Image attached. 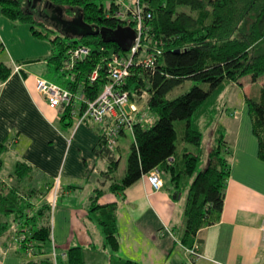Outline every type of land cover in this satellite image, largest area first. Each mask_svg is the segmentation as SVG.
Returning <instances> with one entry per match:
<instances>
[{
	"label": "trees",
	"instance_id": "obj_1",
	"mask_svg": "<svg viewBox=\"0 0 264 264\" xmlns=\"http://www.w3.org/2000/svg\"><path fill=\"white\" fill-rule=\"evenodd\" d=\"M51 6L61 7L62 15L72 18L81 15L91 25L92 32L70 36L65 29L45 25L48 21L38 17L31 9L33 0H0V11L9 18L29 24L31 32L38 37H47L51 42V53L47 56L53 71L61 78L77 99L74 110L65 106L64 115L78 119L85 109L86 98H94L101 91L108 79L106 61L113 52L128 56L115 41L105 40L95 29L115 28L117 25H133L135 19L130 15L119 17L115 10L121 6L120 0H108V4L96 0H47ZM142 8L143 31L138 51L133 54L129 73L123 88L128 90L131 100L144 98L147 106L156 113L150 123L137 121L133 125V142L127 154L126 166L120 180L121 187L141 177L155 166L169 170L172 180L178 184L182 174H192L196 168L199 153L187 149L183 151L181 167L175 169L174 154L178 130L176 119H183L181 138L200 144L201 131L195 123L201 106L213 92L220 90L227 79L240 83L242 74H249L256 80L262 77L257 98L245 96L251 129L257 139L258 155L264 159V0H139ZM129 2V1H128ZM123 4V3H122ZM76 14V15H75ZM43 24L52 32L36 27ZM57 24V23H55ZM58 25V24H57ZM85 44L88 52L70 68L64 64L68 60L71 48ZM159 50V51H158ZM154 53L153 62L145 65L139 59ZM97 68V76L91 78ZM9 67L0 63V75L6 77ZM206 81L208 88L194 83L189 89L174 97L167 93L183 79ZM71 99V101H73ZM211 119V115L209 116ZM125 128L120 127L119 134ZM132 131V130H131ZM218 143L208 150L205 166L193 176L186 196L184 207L185 228L182 236L184 244L191 246L194 236L208 224L220 220L223 209L226 180L229 175L227 148H223V132L218 129ZM102 149L110 164L105 174L115 169L118 152L102 140ZM118 141V139H117ZM6 143L0 140L1 153ZM170 157H174L170 160ZM169 166H165L166 164ZM28 172L22 161L15 166L19 177ZM113 189L118 187L114 184ZM15 189L0 181V213L9 214L17 210L23 215L15 228V239L24 250L31 249L33 256L44 253L39 258H29L28 264H55L51 251H45V242L51 240V224L47 216L40 224V207L36 211L33 202L26 201V195H16ZM26 198H25V197ZM97 195L92 197L94 202ZM24 200V203L22 204ZM42 209L51 206L44 201ZM98 221L102 225L105 238L116 245L115 204L95 203L93 208H100ZM39 215V216H38ZM39 220V221H38ZM2 223L0 234L6 229ZM45 249V250H44ZM46 252V253H45ZM72 264H84L80 248L72 246L67 251ZM111 264H139L133 258H124Z\"/></svg>",
	"mask_w": 264,
	"mask_h": 264
},
{
	"label": "crops",
	"instance_id": "obj_2",
	"mask_svg": "<svg viewBox=\"0 0 264 264\" xmlns=\"http://www.w3.org/2000/svg\"><path fill=\"white\" fill-rule=\"evenodd\" d=\"M38 1L37 9L43 10L44 3ZM49 8L53 10L54 7ZM16 28L26 35L16 37ZM27 40L35 44L38 51L28 53ZM40 43L43 38L35 36L29 25L0 11V63L10 69L6 77L0 75V140L6 143L5 150L10 153L7 158L12 163L2 170L4 161L1 159L0 181L14 188L16 195H26V201H32L35 206L29 208L31 212L40 207V224L45 216L49 219L55 264H72L67 255L72 246L80 248L84 264H111L124 258H133L140 264H264V159L258 155L257 139L251 135V121L249 124L245 119V98L241 99L237 130L230 139L233 150L225 141L222 145L227 148L230 173L220 220L198 230L194 243L201 255L192 258L188 251L190 246L182 241L188 183L180 185L179 178L177 184L170 175L174 182L170 187L164 177L169 170L158 166L159 188L151 185L147 172L121 187L118 184L125 168L120 174L119 142L117 165L106 175L110 160L102 149L103 125L92 123L90 119L75 122L74 117H70L68 121L63 120L62 112L50 106L37 91V76L47 78L49 74V80L53 76L47 59L50 53L47 50L41 55ZM16 64L20 65L19 70ZM139 109L132 113L133 118L144 117ZM150 119L152 122L155 117ZM209 123L211 135H214L220 126ZM174 157L175 162L177 153ZM18 161L28 167L23 177L15 173ZM114 184L118 187L116 190L112 187ZM57 194L60 195L52 209L50 206L43 210V202H51ZM94 195L97 196L93 202ZM181 195L185 196L179 203L176 198ZM95 203L115 204L116 245L106 240L98 221L101 207L93 208ZM5 215L0 213V227L2 223L7 224L0 234V264H28V253L26 255L15 241L9 240L11 233L7 232L9 224ZM49 242H45L44 250L50 252ZM42 254L36 253L32 258L42 257Z\"/></svg>",
	"mask_w": 264,
	"mask_h": 264
},
{
	"label": "rangeland",
	"instance_id": "obj_3",
	"mask_svg": "<svg viewBox=\"0 0 264 264\" xmlns=\"http://www.w3.org/2000/svg\"><path fill=\"white\" fill-rule=\"evenodd\" d=\"M101 1L104 2L105 4H107L108 0H96L97 3H101ZM127 1H130V0H127ZM38 2L39 3L43 2L44 5H46V6L48 5L47 0H40ZM49 6H51V5L49 4ZM53 7L56 8V6H53ZM57 10L54 9V11H55L54 12L52 9H49L50 17L52 18V20L49 19L48 21L52 22L53 27L58 28L59 30H61L60 28L67 29L68 27H66V25L62 24V21L59 22L57 20L59 24L58 25L55 24V19H57L59 17V13H58L59 10L58 11ZM115 11L117 12L118 9H116ZM40 16H42V15H40ZM42 17H44V16H42ZM61 18L62 19L64 18L66 20L72 19V18L68 17L67 15L66 16L62 15ZM20 22H22V21H20ZM24 23L28 27L29 24L26 22H24ZM43 23L45 25H47L48 27L49 26L51 27V25L47 21H45V22L43 21ZM45 25H43V24L39 25L36 23L37 28L47 30V31H49L50 35H53L52 32L49 30V28H47ZM14 34L16 37H19V35H21V36L26 35L21 30H19L17 28L15 29ZM26 38L28 39V36H26ZM40 38H43V43H40V54L44 55L47 50L49 51V53H51L52 45H51L49 38L41 37V36H40ZM25 46H26V51L28 53H34V52L38 51V49H39L35 44L29 43L28 40H27ZM19 66H20L19 64L15 65L16 70L19 68ZM50 73L53 75V76L49 77L50 80H54L55 82L57 80L58 82H60L62 84L65 83L64 81H62L61 78H59V77H57V75H55L56 73L52 70V68H51ZM46 76L48 78L49 74H47ZM37 77H40V76H37ZM37 77H36V79H37ZM41 77H43V76H41ZM240 77H241L240 83L236 82L235 80L227 79L226 80L227 82L223 83L220 90H217V92H213L212 94H210L208 96V98L202 104L203 106H201L200 114L195 115V117H198V119H196L195 123L197 124V127L200 129L201 135H202V141L200 142V144H195L194 142L183 140L181 138V135H182V129H183L184 121H183V119H176L175 120V126L178 130V137L176 139V145H177L176 153L178 155V160L173 163V165L175 166V169L177 170L179 167H181L182 154H183V151L185 149L192 151V152L194 151V152L199 153L196 168H195L194 172L192 174H182L180 185H184V182H187L189 185L190 181L192 180V178L196 174V172L205 166V164L207 162V158H208V155H207L208 150L210 149V147L218 143V138H220L221 134L218 133V130H216L214 135H211L212 134L211 133L212 125L209 122L217 123L220 127H222V129L220 131L223 132L222 135L224 136V140L229 145L230 150H233L234 145H233L232 140H230V139L234 136V134L237 130V119L239 117L240 108L242 106L241 105V103H242L241 99L245 98L247 91L250 93V96L257 98L258 93H259V89H260L261 84H262L261 83V81H262L261 76L259 78H257L256 80L251 79L250 75L246 74V73L242 74ZM36 79H35V87H36ZM194 83H199L204 88H208V86H209V84L206 81H194L191 78H185V79H183V81L181 83L175 85L167 93V96L168 97H174V96L178 95L179 93L189 89ZM232 84H234V86ZM131 101L138 103L137 109L139 107L140 112H142V114L144 116L142 119L133 118L135 120V122L140 121L141 123H144V124H146V123L150 124L151 123L150 118L152 116L156 117V113L153 110H151L150 108H148L147 104L145 103L144 98L141 97V98H138L137 100H131ZM64 104H65V106H70V108L73 109L75 101L70 100L69 102H66ZM57 106H59V105H56V107ZM64 107H61V112L64 109ZM137 109H135L133 111L136 113ZM244 111H245V114L247 117L245 119H247L249 124H250L251 118H250V115L248 113L247 102H246ZM134 112H132V113H134ZM61 115H62V118H64L63 120H65V121H68L70 118V117L64 115V111H63V113H61ZM210 115L212 116L211 119L209 118ZM87 119H89V118H85L84 121H86ZM76 120L77 119H74L75 122H76ZM90 120L92 121V123H101L103 125V131H104V127H105V125L103 124L104 122H102V121L95 122L92 119H90ZM68 123H70V122H68ZM103 131H102V133H100V135H101V139L105 140ZM125 131L126 132L121 134V135L119 134V131H117L114 134L116 142L113 141L115 143L111 145V148H113V149H115V146L118 144V142L121 145V153L119 152V154H121V156H120L121 159H120V164H119V173L120 174H122V172L126 166L127 154H128V151L130 150V146L134 140L133 130L131 131L130 128H125ZM242 132H244V125L242 126ZM251 135L255 140L256 137L253 134H251ZM117 139H118V141H117ZM9 156H10V153L8 151L4 150L2 155H1V159L4 161L2 170H6L9 166H12V163H10L9 159L7 158ZM165 166H169V164L167 163ZM159 170H160V168H159ZM164 177H165L167 185H169L171 187L174 182H172L169 172H165ZM56 183L57 182H55V184ZM59 195L60 194H57L55 196V199L53 202H52V198L50 199L51 209H52V204H55L57 202ZM184 196L185 195H181V198H176V200H178L180 203L181 201H183L182 199H184ZM23 203L24 202H22V204ZM17 214H20V212H18L17 210H14V211H11L9 214L5 215V219L8 221V224H9V228L7 229V232L11 233L9 240H10V242L15 241L14 244L18 243L17 238L14 239V234H16L15 228L19 224L18 221L23 218L22 217L23 215L18 216ZM49 244H51V248L49 250L51 251V253L54 255V257L56 259V255H55L54 250H53L54 249V243L52 241V238H51ZM25 253H26V250H25ZM27 253H28V255H30L32 253V250L28 249ZM27 253H26V255H27ZM190 255L192 258H195L194 254L193 255L190 254ZM200 255L201 254L195 255V256L199 257ZM31 257L32 256H30V258Z\"/></svg>",
	"mask_w": 264,
	"mask_h": 264
},
{
	"label": "built area",
	"instance_id": "obj_4",
	"mask_svg": "<svg viewBox=\"0 0 264 264\" xmlns=\"http://www.w3.org/2000/svg\"><path fill=\"white\" fill-rule=\"evenodd\" d=\"M115 15L119 17H126L130 15L135 19V24H133L132 27L136 30V36L130 49H128L129 55L126 56L118 52L112 53L105 64L108 75L107 81L104 83L101 91L96 97L92 99L85 97V109L76 120L78 122H82L85 118H89L95 122H104L103 124L105 127L103 134L107 145L110 147L116 142L114 134L120 130V127L123 126L124 128H130L133 130L135 122L132 112L137 109V104L136 102H132L130 100L128 90L122 86L129 73V66L135 59L133 58V54L138 51L141 43L143 16L140 1L130 0L127 3H121L118 11H115ZM88 50V46L85 44L71 48L68 52V60L64 66L66 68H70L78 59L82 58ZM143 57L144 58H140L139 60L143 64L148 65L153 62L154 53H150ZM96 76L97 68L93 70L91 78H95ZM36 89L46 98L50 106L62 105V107H64V103L69 102L73 96L74 100L79 98L74 95L68 87L41 76L36 79ZM159 173L160 170L158 166L151 168L147 172L148 181L156 189L161 185ZM55 196L56 195H53L52 202L54 201ZM17 245H20L19 241ZM198 250L199 248L196 243L188 247L189 253L192 255L194 254V257H197L195 255L201 254Z\"/></svg>",
	"mask_w": 264,
	"mask_h": 264
},
{
	"label": "water",
	"instance_id": "obj_5",
	"mask_svg": "<svg viewBox=\"0 0 264 264\" xmlns=\"http://www.w3.org/2000/svg\"><path fill=\"white\" fill-rule=\"evenodd\" d=\"M37 1L33 0L32 8H37ZM40 1V0H39ZM49 4V3H47ZM46 5H44L45 7ZM76 15V14H75ZM62 24L68 27L65 31H69V35H83L92 32L91 25L82 19L81 15L72 17L71 20L59 19ZM94 33H101L105 40L115 41L123 50L130 49L134 38L136 36V30L132 25H117L115 28H100L95 29Z\"/></svg>",
	"mask_w": 264,
	"mask_h": 264
},
{
	"label": "flooded vegetation",
	"instance_id": "obj_6",
	"mask_svg": "<svg viewBox=\"0 0 264 264\" xmlns=\"http://www.w3.org/2000/svg\"><path fill=\"white\" fill-rule=\"evenodd\" d=\"M31 9L32 10H34L35 12H36V15H43V16H46V17H50V13H49V4L47 5V6H45L44 8H43V10H41V8H40V10H38L37 8H32V5H31ZM54 9H58L57 11H58V13H59V17L57 18V19H55V23H57V24H59L58 23V21H60L59 19H61V16H62V9L61 8H59V7H56V8H53V10ZM55 12V11H54ZM58 20V21H57Z\"/></svg>",
	"mask_w": 264,
	"mask_h": 264
},
{
	"label": "bare ground",
	"instance_id": "obj_7",
	"mask_svg": "<svg viewBox=\"0 0 264 264\" xmlns=\"http://www.w3.org/2000/svg\"><path fill=\"white\" fill-rule=\"evenodd\" d=\"M61 107H62V105H60V106H57V108L61 111Z\"/></svg>",
	"mask_w": 264,
	"mask_h": 264
}]
</instances>
